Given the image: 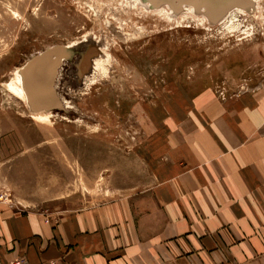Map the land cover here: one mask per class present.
Segmentation results:
<instances>
[{
	"label": "rangeland",
	"instance_id": "rangeland-1",
	"mask_svg": "<svg viewBox=\"0 0 264 264\" xmlns=\"http://www.w3.org/2000/svg\"><path fill=\"white\" fill-rule=\"evenodd\" d=\"M165 2L0 0V202L58 223L143 200L167 123L264 90V0Z\"/></svg>",
	"mask_w": 264,
	"mask_h": 264
},
{
	"label": "crops",
	"instance_id": "crops-1",
	"mask_svg": "<svg viewBox=\"0 0 264 264\" xmlns=\"http://www.w3.org/2000/svg\"><path fill=\"white\" fill-rule=\"evenodd\" d=\"M199 100L167 123L143 200L58 223L0 202V264H264V90Z\"/></svg>",
	"mask_w": 264,
	"mask_h": 264
},
{
	"label": "bare ground",
	"instance_id": "bare-ground-1",
	"mask_svg": "<svg viewBox=\"0 0 264 264\" xmlns=\"http://www.w3.org/2000/svg\"><path fill=\"white\" fill-rule=\"evenodd\" d=\"M145 1V4L147 3V1L148 0H143V2ZM165 2L166 3V5H168V7H169V9H170V11H172V13H175V14H178L179 13V10L181 9V8H183V5H185V4H187L188 2V4H191V5H193V7H195V12L196 13H198V12H200L201 10H200V8H199V6L201 5V4H203V0H162V2ZM238 1H240V3H243L242 4V6H244V5H246V4H249V2H251V0H238ZM238 4V3H237ZM241 5H236V8H242V9H245V6H244V8L242 7ZM203 8H206V11H205V13H206V15H209V17H210V19H212L213 17H215V12H214V10L213 11H210V10H208L207 9V7H203ZM47 57V56H46ZM41 59V58H40ZM35 60V59H34ZM37 62H39L38 61V59H37ZM33 63H35L36 64V62H33ZM50 63V62H49ZM32 67V66H31ZM29 68V67H28ZM33 68V67H32ZM28 69H27V72L25 73V75L23 76V75H21L20 77H19V79L17 80V85H13V84H11L10 85V87H11V91H14L16 94H18V96H23L25 93L26 94H28V97H29V100H31L32 101V98H31V94H30V86H31V84H29V82H28V77L27 76H29L28 75ZM27 96V95H26ZM23 98V97H22ZM28 100V99H27ZM29 102V101H28ZM29 103H31V102H29ZM28 103V104H29ZM47 114V113H46ZM51 115H43V114H40L38 117H39V119H43V120H49V118L48 117H50ZM104 178V177H103Z\"/></svg>",
	"mask_w": 264,
	"mask_h": 264
},
{
	"label": "built area",
	"instance_id": "built-area-1",
	"mask_svg": "<svg viewBox=\"0 0 264 264\" xmlns=\"http://www.w3.org/2000/svg\"><path fill=\"white\" fill-rule=\"evenodd\" d=\"M14 264H28V263L24 258H21V259L17 260L16 263H14Z\"/></svg>",
	"mask_w": 264,
	"mask_h": 264
}]
</instances>
